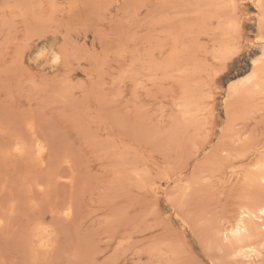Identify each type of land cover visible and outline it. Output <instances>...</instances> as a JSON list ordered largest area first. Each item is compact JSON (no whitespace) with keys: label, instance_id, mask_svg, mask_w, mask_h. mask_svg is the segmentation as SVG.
<instances>
[{"label":"rangeland","instance_id":"obj_1","mask_svg":"<svg viewBox=\"0 0 264 264\" xmlns=\"http://www.w3.org/2000/svg\"><path fill=\"white\" fill-rule=\"evenodd\" d=\"M1 3L0 259L32 217L66 262L134 264L176 230L203 253L264 165V0Z\"/></svg>","mask_w":264,"mask_h":264},{"label":"bare ground","instance_id":"obj_2","mask_svg":"<svg viewBox=\"0 0 264 264\" xmlns=\"http://www.w3.org/2000/svg\"><path fill=\"white\" fill-rule=\"evenodd\" d=\"M4 3H6V1ZM8 4H9V2H8ZM0 5H3V3H1ZM6 5L7 4H5V6ZM43 30H44V28H43ZM46 31L47 30L45 29V32ZM40 33H41V30H40ZM60 46H62V45H60ZM64 49H66V48H64ZM263 49H264V47H263ZM62 53H63V51H62ZM57 59L58 58L56 57V60ZM261 59L262 58L257 57L254 60V62L252 61L253 65H255L256 68L253 67L254 71L250 72V73H253L254 75H258V72H259L258 64H259ZM62 60H64V56H62ZM231 85H232V82H231ZM40 132H41V130H40ZM24 135H25V133H24ZM38 142H39V140L37 141V143ZM38 147H39V145H38ZM41 147L43 148L42 145H41ZM41 147H39V149L37 151V156H40ZM16 149L18 150V153L22 155V153H24V150H25V145L18 141L16 143ZM42 151H43V149H42ZM24 154H26V153H24ZM29 156H30V154H29ZM263 161H264V159H263ZM260 163H262V162L260 161ZM257 167H258V164H257ZM251 170L252 169H250V171ZM250 171H249V173H250ZM246 176H247L245 179L246 185L248 183V185L251 186V190L248 191V187L246 186L247 192H249V193L246 192V194H247L246 197L244 196V194H242V197L244 196L243 199L241 197L242 201H239L240 199L237 198L239 203H238L237 208L234 209V215L233 216L226 217V219L224 221L222 220V222H220L219 224H217V225L215 224L214 226L212 225L210 228L208 227L209 230L204 235L203 242H199L200 244L197 243L200 246H202V252L203 253L196 255V253H195L196 245H195L194 241H193L194 244H192L190 242V240L187 239L189 237L185 236V238H181V237L179 238V235L181 233L178 235L177 230H176V233H177L179 239L178 238L174 239L175 234H176L174 232L175 230L173 231L174 232V236H173L172 233L170 234L167 232V231H170L167 228L168 230L165 231V233L167 232L166 234H170V236H173V238H171L170 236H167V235L160 236L161 234L159 232H157L159 234H156L159 236H157L155 238H151V237L147 238V240H145V242L143 241L144 244H142V246H145L146 244L147 245L142 249L141 253L138 252V257L136 256L134 258V264H264V165H261L258 170L254 171V172H252ZM37 178H38V176L36 177V179ZM243 180H244V178H243ZM152 182H154V181H152ZM245 182H244V184H245ZM37 183H39V182H37ZM13 196H11V197L13 198ZM11 197H9L10 198L9 203H13L14 199L18 200V197L16 198V195H15V198H13V200ZM182 200H183V198H182ZM15 202L17 203V201H15ZM1 205H0L1 206L0 207L1 208L0 214H1V212L3 213L4 209L6 210V212L11 211V210H15V208L12 209L14 206H12L10 204L9 205L12 206L11 209H10V206L8 204L5 205V206L9 207V210H7L6 207L4 208V202ZM16 205L17 204H15V206ZM193 205H195V204H193ZM55 206L59 207L57 205H55ZM16 209H18V207ZM226 209H227V207H226ZM67 211H69V210H67ZM17 212H18V210H17ZM195 212H196V210H195ZM7 214H8V212H7ZM7 214H4V215H7ZM11 215H12V213H11ZM13 216L15 218L14 214H13ZM7 217L12 222L13 217L10 218L9 214L7 215ZM17 218H15V222H16ZM32 218H33L32 219L33 222L30 223V225H32L31 228L27 229L24 234H23L24 229L21 230L23 235H20V237L23 236L24 240H20V239L19 240L21 242L22 241H24V242L22 244L20 243V245L18 244L19 243L18 242L17 243L18 246L16 245V248H12V249H15V253H13L10 256L11 258L9 257V259L4 260V261H3V259L2 260L0 259L1 260L0 264H83V263H81V257H80V256L83 257V255L81 254V251H80V255H79L78 250H76L78 252H76V254H74L76 256L73 255L75 258L73 260L69 259V261L66 262V260L68 259L67 255H66L67 251L65 252L66 248H63L64 250H62V251L60 248V251H59L55 247V245L57 243L55 244V241L52 238L53 237L51 234L52 232L48 231L49 226L46 225L44 218H42V217H39L36 219L34 217H32ZM156 218H158V217H156ZM2 219L4 220V218H2ZM2 219L0 218V226L1 227L3 225ZM184 219L185 218H183V220ZM6 220H4V223L10 222V221H6ZM184 222H186V221L184 220ZM188 222L189 221L187 220V223ZM193 222H194V220H192V223ZM205 222H206V220H205ZM16 223L18 226V222H16ZM12 224L15 225L14 222H12ZM53 226H54V224H53ZM206 227H207V225H206ZM0 229H2V228H0ZM5 229H6V227L4 229H2V230H4V233H8L5 231ZM10 230H12V229H10ZM12 231L14 233H16L14 229ZM16 231L18 232L17 228H16ZM198 232H199V230H198ZM162 233H164V232H162ZM201 233H202V231H201ZM177 235H176V237H177ZM14 236H15V238L17 237L16 235H12L10 238V242H12V241L14 242V240H11L12 237H14ZM187 236H188V234H187ZM192 236L194 237V235H192ZM196 237L197 236H195V238ZM200 237H201V235H200ZM17 241H18V239H17ZM197 241H198V238H197ZM10 242H9V244H10ZM15 244L16 243L14 242L13 247ZM139 248L141 249V247H139ZM139 248H138V250H139ZM196 251H197V249H196ZM69 254L71 256V253L68 252V255ZM7 255H10V254H7Z\"/></svg>","mask_w":264,"mask_h":264},{"label":"snow or ice","instance_id":"obj_3","mask_svg":"<svg viewBox=\"0 0 264 264\" xmlns=\"http://www.w3.org/2000/svg\"><path fill=\"white\" fill-rule=\"evenodd\" d=\"M235 234V233H234Z\"/></svg>","mask_w":264,"mask_h":264}]
</instances>
